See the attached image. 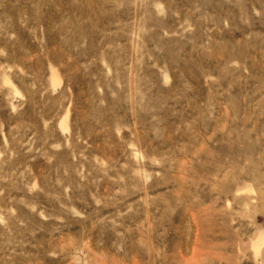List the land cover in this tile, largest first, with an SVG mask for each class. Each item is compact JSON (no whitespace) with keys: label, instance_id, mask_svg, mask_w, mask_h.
Segmentation results:
<instances>
[{"label":"rangeland","instance_id":"rangeland-1","mask_svg":"<svg viewBox=\"0 0 264 264\" xmlns=\"http://www.w3.org/2000/svg\"><path fill=\"white\" fill-rule=\"evenodd\" d=\"M0 264H264V0H0Z\"/></svg>","mask_w":264,"mask_h":264}]
</instances>
